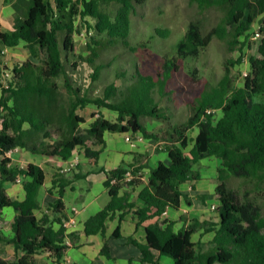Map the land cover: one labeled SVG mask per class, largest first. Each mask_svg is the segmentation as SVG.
<instances>
[{
	"label": "trees",
	"instance_id": "16d2710c",
	"mask_svg": "<svg viewBox=\"0 0 264 264\" xmlns=\"http://www.w3.org/2000/svg\"><path fill=\"white\" fill-rule=\"evenodd\" d=\"M145 1H14L13 26L0 30V221L4 209L14 212L10 232L0 228V243L11 244L14 252L11 259L0 256V264H36L35 255L43 252L59 263L69 248L65 239L72 244L77 241L78 234L67 233L62 225L68 216L63 195L72 182L85 177L74 171L81 160L90 166L89 171L97 166L105 133H130L133 138L139 133L147 140L161 142L167 162L150 166L147 152H134L130 163L121 162L107 170L97 168L105 174L103 185L110 198L84 221V235H104L107 220L116 214L122 220L131 212L135 226L143 227L144 237L141 242L132 236L125 239L139 249L142 262L264 264V208L248 191L239 197L228 186L230 177L256 188L264 185V17L260 19L259 37L254 41L250 38L252 25L264 15V0H192L201 10L216 8L221 13L218 21L206 32L199 22H189L175 44V54L164 55L154 75L133 67L129 76L117 62L115 79L98 94L79 85L72 74L81 63L91 67V81L98 80L101 69L112 64L98 61L100 51L119 43L129 46L131 15L135 6ZM112 4H116L114 11L104 8ZM87 17L93 24L85 20ZM80 21L88 29L86 55L75 49ZM156 32L167 35L166 31ZM213 38L225 40L230 49L237 50V59H227L221 78L193 97L190 113L183 121L173 122L172 113L157 97L169 94L166 88L182 62L197 59ZM20 44L27 48L29 57L7 67L5 49ZM244 49L253 52L248 71L235 85L238 76L231 68L240 64ZM195 72L190 71L192 76ZM90 105L97 111L87 122L78 111ZM103 109L114 112V120L106 118ZM147 117L165 123L160 126V135L148 131L143 122ZM15 148L67 164L78 155L68 175L54 168L46 190L51 197L47 206L36 202L37 190L47 179L46 170L33 162L26 167L12 164L8 152ZM210 158L217 162L216 221L182 216L185 226L178 230H173V221L157 222L165 210H179L185 197L181 186L199 179L194 165ZM145 167H149L146 178ZM18 178L24 197L13 199L5 184ZM126 186L139 188L136 197L142 205L129 200L130 194L123 191ZM191 188H195L193 183ZM197 196L204 201L203 194ZM200 228L213 233L206 247L192 239ZM108 249L104 240L100 254L110 257Z\"/></svg>",
	"mask_w": 264,
	"mask_h": 264
},
{
	"label": "rangeland",
	"instance_id": "374dc122",
	"mask_svg": "<svg viewBox=\"0 0 264 264\" xmlns=\"http://www.w3.org/2000/svg\"><path fill=\"white\" fill-rule=\"evenodd\" d=\"M1 2L2 0H0ZM115 6L116 4H112L108 7L104 6V8H110L114 11ZM220 15L221 13L213 7L204 10L199 9L192 0H146L144 4L135 6V13L131 15V36L128 43L132 48L119 43L100 51V56L97 58L98 61H102L103 63L111 61L112 64L101 69L98 80L91 81L89 78L92 74V69L87 63H81L78 70L72 76L79 85L90 87L94 94H98L106 83L115 79L114 70L117 62L121 64L123 72H126L129 76L136 68L143 74L154 75L162 63V57L164 55L175 54V44L184 34L189 22H199L202 30L206 32L211 26L215 25ZM262 17L264 15L259 16L254 22L252 30H256L259 27ZM85 20L90 25L93 24V21L89 17L85 18ZM79 24L82 26L79 27L80 34L75 35V49L77 53L86 55L88 53L85 46L88 40V29L83 21H80ZM155 29L166 31L167 35L160 36ZM252 52L253 49H244L240 64L232 66V73L238 76L235 85L241 83L242 76L248 71V58ZM237 56L238 51L230 49L225 40L213 38L209 45L201 50L197 59L183 61L182 68L179 72L173 74L168 84L169 86L166 88L169 94L161 98L157 97L160 104L172 113L171 121H183L190 113L193 97L203 87L214 85L223 74L224 62L227 59L235 61ZM28 57L29 52L27 48L21 45L5 55V65L10 68L12 64L21 62ZM192 69L196 71L193 76L190 73ZM116 81L118 83L120 80ZM96 111L95 106L90 105L78 112L89 122L92 120V113ZM102 113L108 119L114 120L115 118L114 112L108 109H103ZM143 122L148 131H154L157 135L162 133L160 126H165V123L150 117L143 119ZM141 142L143 143L142 147L148 149L149 152L154 151V149H161V142L157 143L152 140L147 141L146 139L141 140ZM11 156L14 158L13 164L15 163L19 166L21 164V167H26L29 162L33 161L42 162L41 154L30 152L28 154L19 152L18 154L13 152ZM56 162L58 161L43 164L47 172V183H49L51 174L54 172V169L50 167V163L56 165L55 169L62 168L59 165L61 161ZM215 164L217 162L214 158L204 159L197 162L194 168L199 173V179L196 182H198L199 187L204 188L202 194L204 195L205 202H216L217 204V199L214 195V187L217 183ZM81 185L85 186L84 182H81ZM228 186L234 189L239 197H244L245 192L248 191L249 195L264 208V185L256 188L252 183H246L230 177ZM214 216L216 217V212ZM38 259L40 260L41 257H38Z\"/></svg>",
	"mask_w": 264,
	"mask_h": 264
},
{
	"label": "crops",
	"instance_id": "0c3cea01",
	"mask_svg": "<svg viewBox=\"0 0 264 264\" xmlns=\"http://www.w3.org/2000/svg\"><path fill=\"white\" fill-rule=\"evenodd\" d=\"M15 0H2L0 3V30H10L13 26L15 9L13 3ZM20 44L19 46H21ZM17 46V47H19ZM15 47V48H17ZM7 49L6 54L15 49ZM125 134L121 133H105L104 141L105 146L100 149V154L97 162V166L89 171L90 166L84 160H81L80 167L74 168V171L78 174H82L85 177L72 182L63 195V202L68 214H74L76 217V225L71 227L67 226L66 232L74 231L78 234V239L74 244L68 245L65 255L58 262H55L49 257L48 253L43 252L35 255L36 264H149L140 260L141 253L139 249L126 241L125 237L132 236L137 241H143L144 229L143 227H136L132 213L128 212L124 215L122 220L118 219L117 214L112 220L106 221V227L104 229V235L96 234L92 236H86L83 234V223L92 214L103 208L109 201V194L107 188L103 185L105 174L99 171L100 167L104 169H110L117 167L121 162L130 163L133 161V153H148L147 163L151 166L158 161L164 163L167 162V157L164 151L160 149H154L149 152L148 149H144L143 143L137 141L136 146H131L124 139ZM145 139V138H143ZM142 139V140H143ZM147 140V139H146ZM148 141V140H147ZM150 141V140H149ZM24 153L28 154V151H24L22 148H15L8 152L13 164L14 158L11 154ZM42 156V155H41ZM42 162L33 163L42 165L46 162L58 161L56 158L42 156ZM56 162V163H58ZM51 164V169H54L56 165ZM15 164V163H14ZM62 166V171L65 175L69 174L67 169V162L61 161L59 163ZM214 165L215 171L216 166ZM20 166H22L20 164ZM53 171V170H52ZM145 178L149 172V167L143 168ZM214 173V172H213ZM84 182L85 186L81 185ZM194 184V189L191 188V184ZM7 193L13 199H22L24 197V190L20 182H12L5 184ZM50 187V181L40 186L36 194V202L45 207L51 201V197L47 194L46 190ZM139 188L131 189L130 187H124L128 192L129 200H134L136 205H142V202L136 197ZM181 191L185 197L181 200L179 210L167 209L157 219V222L173 221V230H178L185 226L182 220V216L191 219L197 218L198 220H210L216 221L214 216L215 211L210 210L211 203L202 202L197 196L204 192V188L198 186V182L187 181L181 186ZM216 203V202H215ZM212 212L213 215H212ZM14 216L12 208H6L3 210V219L0 221V228L4 233L10 232V223ZM155 219L148 222L153 223ZM56 225L55 227H57ZM118 233L120 237H114L112 233ZM213 233L205 232L202 228L198 229L192 236L193 241L199 242L201 246L206 247L207 242L211 239ZM68 239V238H66ZM65 239V240H66ZM70 240V239H69ZM104 240L107 241L109 249L106 251L110 257L104 254H100L101 247ZM71 242V240H70ZM13 246L11 244L3 245L0 243V256L11 259L13 257ZM38 257H41L39 260ZM164 264H170V262L161 260Z\"/></svg>",
	"mask_w": 264,
	"mask_h": 264
},
{
	"label": "built area",
	"instance_id": "2783aa9c",
	"mask_svg": "<svg viewBox=\"0 0 264 264\" xmlns=\"http://www.w3.org/2000/svg\"><path fill=\"white\" fill-rule=\"evenodd\" d=\"M257 37H259V30H258V28L256 30H252L251 35H250V38L251 39H256ZM6 51H7V49H5V54H6ZM244 74H246V72ZM124 139L131 146H136L137 141H141L143 139V137H142L141 134L138 133V134H136L135 138H133L130 133H126L124 135ZM78 158H79L78 155H74L70 159V161L67 164V166H68L67 169L68 170L70 169V167L74 166L78 162ZM17 181L20 182L19 178L17 179ZM216 205H217L216 203H212L210 205V209L212 211H214L215 208H216ZM76 223H77V221H76V217L74 216V214H68V216L65 219L62 220V225L65 226V227H67V226L73 227V226L76 225ZM65 243L67 245H70L71 244V242H70L69 239H66L65 240Z\"/></svg>",
	"mask_w": 264,
	"mask_h": 264
}]
</instances>
